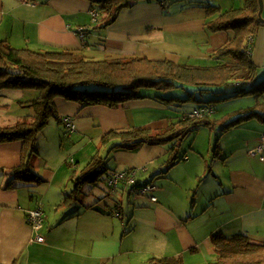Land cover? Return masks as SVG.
<instances>
[{"label": "crops", "instance_id": "crops-1", "mask_svg": "<svg viewBox=\"0 0 264 264\" xmlns=\"http://www.w3.org/2000/svg\"><path fill=\"white\" fill-rule=\"evenodd\" d=\"M226 1L224 6L219 0L215 5L221 10L243 5L235 0ZM197 2L213 4L210 0H141L122 9L108 26L95 28L97 21L88 0H30V3L0 0V41L34 51L83 45L84 51L96 58L106 53L135 54L191 65L195 64L190 63V59L196 58L201 60L198 65H215L219 60L213 54L226 43L231 32L206 29V13L195 6ZM80 28L84 31L83 44L78 33ZM250 55L258 68V77L263 78L264 25L254 36ZM205 60L212 63L203 64ZM242 99H231L236 101L237 107L231 111L223 107L217 114L211 105L203 107H212L209 114L212 119L226 114L230 117L237 109L251 106L256 101L244 106ZM54 101L58 116L70 117L75 129L67 136L70 153L67 161L62 143L61 146L56 144L65 136L52 140L51 151L40 155L41 151L39 154L37 150L35 156L44 160L42 172L35 173L39 177L36 182L42 181L41 190L35 189L36 182L25 184L15 178L13 168L20 161L21 142H0V264H147L149 258L163 256H176L183 264H210L215 256L210 241L213 233L220 232L225 236L241 233L252 242L264 241V173L255 171L256 168L264 169V164L253 166L251 158L255 156L249 154L251 146L259 143V134L264 133V122L254 118L226 129L243 130L245 136L237 142L244 141L246 147L237 143V151L249 148L248 153L242 152L243 156L248 155L246 167L235 173L230 184L219 180L208 188L199 185L200 190L192 200L211 201L196 213L195 205L189 207L176 202L190 200L189 193L199 176V167L190 165L191 156L184 155L180 162L186 161L180 172L184 174L185 182H172L171 166L165 169L164 164L167 146L147 144L134 151L114 150L112 153L119 165L108 170L106 179L114 171H133L134 188L153 182L156 184L153 193L144 192L140 194L143 198H139L133 186L126 187L124 181L120 184L118 181L112 187L105 179L104 186L109 188L107 195L93 208H84L79 202L63 199L71 188L69 184V190H66L70 167L78 169L89 159L96 147L94 137L99 140L111 129L165 126L175 121L179 114L171 111L166 103L148 97L128 100L118 107L83 106L60 97ZM25 114L18 112L19 119ZM76 140L79 142H73ZM50 153L56 162H50L47 155ZM30 162L32 165V158ZM46 165H53L54 169L44 168ZM138 166L143 167L140 175ZM163 171L164 176L155 182L153 176ZM111 188L113 192L109 196ZM36 190L39 192L35 193ZM92 193L88 197L90 200L85 202L90 203L100 195L97 188ZM124 193L140 207L137 209L141 216L138 221L132 222L137 211L128 221L131 228H125L127 222L120 204ZM151 195L156 197L155 201L151 200ZM211 205L215 213L205 216ZM37 207L43 213L39 231L44 237L43 242L34 239L26 216L29 210ZM147 215L151 220L144 227L145 222L141 219Z\"/></svg>", "mask_w": 264, "mask_h": 264}, {"label": "trees", "instance_id": "trees-1", "mask_svg": "<svg viewBox=\"0 0 264 264\" xmlns=\"http://www.w3.org/2000/svg\"><path fill=\"white\" fill-rule=\"evenodd\" d=\"M88 1L96 13L93 17L97 22L93 27L102 28L114 22L122 9L141 0ZM195 6L205 10L206 29L211 32H231L226 43L213 54L219 60L215 65H191L135 54L117 56L106 53L96 58L85 52L83 45L34 51L15 48L0 41V91H36L29 100L18 101L19 106L29 107L24 117L13 124L0 126V142H21L20 161L13 168L15 178L20 182L39 180L31 170L30 160L33 153H37V133L51 118L63 121V117H59L57 113L54 101L56 97L75 101L83 106L108 107H118L125 101L145 97L166 104L169 101L200 100L203 96L207 97V101H213L217 99L215 95H221L226 86L232 84L237 86V91L222 99L230 100L253 94L256 100L251 106L237 109L230 117L226 114L219 119L210 118L211 105L208 113L200 116L192 115L193 112L178 115L175 121L165 126L144 125L104 132L99 138V146L89 159L78 169L70 167L68 174L71 188L63 200L79 202L84 208H93L108 193L105 186L99 185H105L109 170L107 156L99 151L103 145L107 152L134 151L144 144L166 145V169L178 162L184 137L199 125H219L225 131L249 119L256 118L264 122V77H258V68L247 52L253 46L257 30L264 25L257 15V0H244L241 7L226 10L208 2H197ZM78 32H82L83 44L84 31L81 29ZM242 85L246 86L245 89ZM178 88L186 93L184 98L172 94ZM31 90L28 92L31 93ZM164 93L169 95L165 96ZM63 125L66 126L65 123ZM95 188L99 189L100 195L90 203L85 202L90 200L88 197ZM210 241L215 254L210 264H264V241L256 243L245 234L225 236L220 232L213 233ZM147 264L183 263L176 256H163L151 257Z\"/></svg>", "mask_w": 264, "mask_h": 264}, {"label": "rangeland", "instance_id": "rangeland-1", "mask_svg": "<svg viewBox=\"0 0 264 264\" xmlns=\"http://www.w3.org/2000/svg\"><path fill=\"white\" fill-rule=\"evenodd\" d=\"M210 1L213 2V4L211 5H215L216 1L218 0H210ZM219 1L223 6L226 5L227 3L226 0H219ZM235 1H237L238 3H242V4L244 2V0H235ZM263 7H264V0H262V11H261L262 19L264 18ZM200 61L201 60H197L196 58L190 59V63L195 64V65H198ZM202 63L211 64L212 61L205 60ZM245 87H246L245 85H242L243 89H245ZM236 88H237L236 85H232V84L227 85L224 90V93H222L221 95H215V98L217 99L213 101H207V97L203 96L201 97L200 100L188 99L186 101H169V103H167V107H169L171 111L176 112L177 114L181 113L179 115L190 114L195 109L197 110L205 109L206 107H203V105H212L216 110V114L219 111H221L223 107H225L226 111H231L232 109H234V107H237V103H235L236 101L231 100V99L230 101L224 100L222 99V97H226L230 95V93L237 91ZM29 90L31 89H4L3 91H0V105H1L0 106V126L10 125L9 123L13 124L16 121H19L18 112H20L21 115H23L24 112L26 113L28 112L29 107L21 108L19 106L17 98L19 101L29 100L31 96L36 94L35 90H31V93L28 92ZM23 92H26V93H23ZM172 94L180 98H184L186 96V93H184L181 90V88L175 89ZM164 95L168 96L169 93H164ZM240 98H243L241 100L242 101L241 103L243 104L241 105H244V106H247L250 101L254 100L253 94L245 95ZM173 109L177 110L178 112L174 111ZM3 113L5 115H3ZM74 129H75V124H74ZM71 132L72 131H69L68 128L64 126L61 122L51 118L48 121V123L42 128V130L37 133L36 147H37V150H39V154H40V151H41L40 155H43L47 151H51L52 140L59 139L61 136H65L64 138H62V141H56V144L61 146V143H62V148L65 149L64 160L67 161L68 157H70V153H68L69 150L67 148L68 143H69L67 136ZM260 135L261 133L259 134V136ZM244 136L245 134H243V130L233 129L230 131H227V130L222 131L221 126L219 125L215 127L214 126L207 127L204 125H199L194 131H191L190 133H188L184 137L183 142L181 143L180 152L178 154V159H179L178 163L170 167V169L172 170V173H170V175L173 176L172 182L174 181L185 182V176L184 174L180 172L181 170L180 167L182 166V163L186 160H182L181 162L180 160L184 158V155H188V157L191 156L189 164L190 165L192 164L194 167H199V176L196 178L195 185L192 186V190L189 193L190 200H178L176 203L183 202V205H187L189 207L192 205H195V213H196V211H199L200 209H202V207H205L211 201V200H199L197 202L196 200H192L195 198V196L198 193V190H200L201 187L208 188L210 186H213L214 184L216 185L219 180L223 181L225 184H230L234 178L235 173L238 170L246 167L245 165L248 160L246 156L248 155L243 156L242 152L245 151L246 153H248L247 150L249 148L247 147L246 149H241L240 151H237L239 148V146H237V143H240V142H237V140L243 139ZM94 138L95 139L93 140V144L97 147V145L99 146V143H98L99 140H97L96 137ZM73 142H79V140H76ZM243 143L244 141L240 143L242 144V148L246 147ZM216 144L217 146H215ZM251 147L252 148L256 147V144H254ZM252 148H250V150ZM99 151L100 153L107 156L106 163L109 169H114V167H117L119 165L118 162L114 159L115 155L113 154L114 153L113 151H112L113 153L107 152L106 147H101ZM35 155H38V154H34L31 157L32 158L31 169L32 171H34V173H37L39 171L42 172L43 169H40V168L43 167L44 160L42 161L41 160L42 157H37ZM47 155H48V159L50 160V162L52 163L56 162L54 160V156L51 153ZM253 156H255L251 158V161L253 162V166L258 167L261 164H264V159L261 160L259 155H253ZM53 167H54L53 165H49V166L46 165V167L44 166V168L46 169H54ZM142 169H143L142 166L137 167L138 175L143 173ZM252 170L254 171L253 167H252ZM255 171L258 173H264V169H260V168L259 169L256 168ZM161 173H165V172L164 171L159 172L158 174L153 176V179L155 182H157L160 178L164 176ZM23 183L30 184L33 182H23ZM36 183H35V189L41 190L42 186H40V184L42 183V181L39 184L38 183L36 184ZM120 183L121 181L118 184ZM69 184L70 182H68V187L66 188V190L70 187ZM99 185L104 187L103 183H99ZM140 185H138L137 187H139ZM199 185H200V188H199ZM112 189L113 188H111L109 191V196H111L110 192H113ZM136 189H139V188H136ZM39 190H36L35 193H38ZM125 191L127 194V190ZM126 194L124 193V198L123 200H120V204H121V207L124 213L123 219L125 222H127L125 224V228H128V227L131 228L128 221L130 220L132 213L134 211H137V209L140 207L137 204V202H134V201L132 202ZM138 194L139 195L137 197L143 198V196H140L141 193L138 192ZM38 197H41V194H39ZM167 203L168 202H166V204ZM212 206L213 205L209 206V209L205 213V216H211L212 214L215 213L212 209ZM116 212L117 211L114 210L113 214L116 215ZM139 214H140L139 211L135 212V217H133L132 222L138 221V219L141 217L139 216ZM150 220H151L150 215H147L145 218L141 219V221L145 222L144 227L147 223H149Z\"/></svg>", "mask_w": 264, "mask_h": 264}, {"label": "built area", "instance_id": "built-area-1", "mask_svg": "<svg viewBox=\"0 0 264 264\" xmlns=\"http://www.w3.org/2000/svg\"><path fill=\"white\" fill-rule=\"evenodd\" d=\"M26 3H30V0H23ZM92 15H96L95 10L92 11ZM81 31V28L78 30ZM80 35V38L82 37V32H78ZM252 48H248L247 52L248 54L251 53ZM210 109L205 108L202 110H194L192 115L200 116L204 113H208ZM66 126L70 129H74L73 120L70 117H65L63 119ZM259 143L256 147L252 148L249 151V154L251 155H259L261 160L264 159V133H261L259 136ZM133 171L123 170V171H114L112 174L106 179V183L108 186H116L118 181H124L127 186H133L134 185V178H133ZM139 188V189H136ZM133 189L137 191V193H144V192H150L153 193V191L156 189V185L153 182H149L143 185H140L139 187H136ZM151 200L155 201L156 197L154 195L150 196ZM27 220L31 224V227L34 231V239L38 242H43L44 237L39 233L40 229L42 228L43 223V213L39 207L31 209L27 212Z\"/></svg>", "mask_w": 264, "mask_h": 264}, {"label": "water", "instance_id": "water-1", "mask_svg": "<svg viewBox=\"0 0 264 264\" xmlns=\"http://www.w3.org/2000/svg\"><path fill=\"white\" fill-rule=\"evenodd\" d=\"M258 2V11H257V15H258V18L264 22V19H262L261 17V11H262V0H257Z\"/></svg>", "mask_w": 264, "mask_h": 264}]
</instances>
